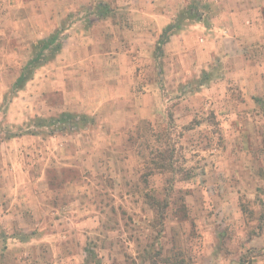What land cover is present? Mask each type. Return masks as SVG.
Returning a JSON list of instances; mask_svg holds the SVG:
<instances>
[{
	"label": "rangeland",
	"instance_id": "obj_1",
	"mask_svg": "<svg viewBox=\"0 0 264 264\" xmlns=\"http://www.w3.org/2000/svg\"><path fill=\"white\" fill-rule=\"evenodd\" d=\"M100 1L0 0V264H264V0L140 5L238 20L245 61L201 66L162 61L153 21L137 49L98 48ZM61 27L62 51L12 93ZM62 112L89 120L34 122Z\"/></svg>",
	"mask_w": 264,
	"mask_h": 264
},
{
	"label": "crops",
	"instance_id": "obj_2",
	"mask_svg": "<svg viewBox=\"0 0 264 264\" xmlns=\"http://www.w3.org/2000/svg\"><path fill=\"white\" fill-rule=\"evenodd\" d=\"M144 1L151 3L152 0H101L100 3L109 7L110 13L105 16H99V14L96 16L98 23L95 25L96 38L94 42L98 44L97 47L107 49L111 46L112 50L124 47L137 49L145 42L144 35L154 33L150 28L152 21L158 31L171 23L173 14L169 15L151 9L144 10L140 8V5H144ZM225 13L227 12L224 10L222 13H218L219 16H214L216 15L215 11H211L213 18L211 23L202 19L194 20L171 35L169 40L162 45L165 54L162 61H172V63L173 61H192L194 63L199 61L200 66L203 65V61H245V56L241 53V38H239L242 27L235 19L232 24L229 21V25L223 21L229 19L225 17ZM120 15L123 20L120 19ZM157 23L160 26H157ZM144 24L149 25L142 26ZM65 32L77 34L78 30L71 27ZM119 33L125 36L119 38ZM80 43L82 44V42ZM106 53L109 54V60L114 59V52ZM108 58L104 59L108 61ZM117 72L119 75L121 70H116L115 73ZM39 180H42L41 177Z\"/></svg>",
	"mask_w": 264,
	"mask_h": 264
},
{
	"label": "trees",
	"instance_id": "obj_3",
	"mask_svg": "<svg viewBox=\"0 0 264 264\" xmlns=\"http://www.w3.org/2000/svg\"><path fill=\"white\" fill-rule=\"evenodd\" d=\"M100 12H98L99 16H105L106 14L110 13L109 7H107L103 3H99ZM193 19V16L190 17ZM201 20V19H198ZM183 27L182 19L179 17L167 25L161 35L160 39L158 41V46H161L165 44L171 35H173L175 32L180 30ZM64 28L61 27L60 29H57L55 32L50 34L48 38H42L38 40L33 45L32 50V56L27 61V63L22 67L20 74L16 78L15 82L11 86V92L17 93L18 91L22 90L28 81H30L33 77L37 69H39L41 66L45 65L47 62L55 59L57 54H59L64 46L63 41L61 40L60 36L63 33ZM162 48V46L160 47ZM207 76V72H204V77ZM87 115H76L70 112H62L58 118H43V117H36L34 119V122L38 125H52L56 124L57 129L62 128H72V127H84L86 123L88 122ZM51 134L55 133V129H51ZM27 133L31 134H37V132L33 130H28ZM23 134V133H21ZM16 135H9L8 138L14 137ZM160 169L165 170L172 168L173 164L167 163L165 160L157 161ZM150 198V204L153 206V209L158 211L161 215L160 218L162 219L164 216V209L167 208L169 205V202L166 199H159L156 194L149 195ZM181 264H186L184 261H182Z\"/></svg>",
	"mask_w": 264,
	"mask_h": 264
}]
</instances>
